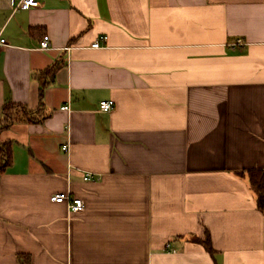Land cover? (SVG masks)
<instances>
[{
    "label": "crops",
    "instance_id": "1",
    "mask_svg": "<svg viewBox=\"0 0 264 264\" xmlns=\"http://www.w3.org/2000/svg\"><path fill=\"white\" fill-rule=\"evenodd\" d=\"M38 1L0 0V121L60 64L0 133V264H264V0Z\"/></svg>",
    "mask_w": 264,
    "mask_h": 264
},
{
    "label": "trees",
    "instance_id": "2",
    "mask_svg": "<svg viewBox=\"0 0 264 264\" xmlns=\"http://www.w3.org/2000/svg\"><path fill=\"white\" fill-rule=\"evenodd\" d=\"M60 68V64L56 63L50 66L46 71L40 72L36 75L40 82V105L38 109L31 110L24 105H19L15 103H6L2 108L3 119L0 121V133L8 128L15 120L18 118H23L29 123H40L43 122L49 115L44 112V91L46 86L50 84ZM0 151L2 155V161L0 163V174L4 173L6 168L12 162V149L10 142L0 141ZM250 182L254 191L258 196V206L262 208L263 197H264V176L261 171H251L250 172Z\"/></svg>",
    "mask_w": 264,
    "mask_h": 264
},
{
    "label": "built area",
    "instance_id": "3",
    "mask_svg": "<svg viewBox=\"0 0 264 264\" xmlns=\"http://www.w3.org/2000/svg\"><path fill=\"white\" fill-rule=\"evenodd\" d=\"M11 5L13 8V11H19V10H27L32 7H37L40 5V2L38 0H11ZM102 40H106L107 37H102ZM240 42V41H239ZM6 42L3 38L0 36V46H5ZM51 48L50 44V37L48 35H45L43 40L40 43V50H49ZM91 48L93 49H101L103 46L99 41L94 42L91 45ZM114 107V102L112 100L109 101H101L99 104V109L103 112H110ZM64 110H67L68 107L64 106ZM65 149H68L67 146L64 147ZM51 200L57 203H66L68 210L70 213H79L84 211L85 209V203L83 199L72 197L69 193L68 194H56L53 197H51Z\"/></svg>",
    "mask_w": 264,
    "mask_h": 264
}]
</instances>
